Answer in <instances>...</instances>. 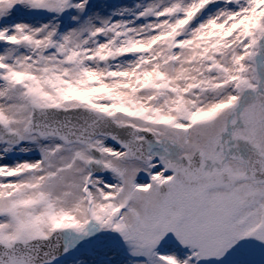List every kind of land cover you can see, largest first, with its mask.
Returning a JSON list of instances; mask_svg holds the SVG:
<instances>
[{"label":"snow or ice","instance_id":"obj_1","mask_svg":"<svg viewBox=\"0 0 264 264\" xmlns=\"http://www.w3.org/2000/svg\"><path fill=\"white\" fill-rule=\"evenodd\" d=\"M0 264H264V0H0Z\"/></svg>","mask_w":264,"mask_h":264}]
</instances>
